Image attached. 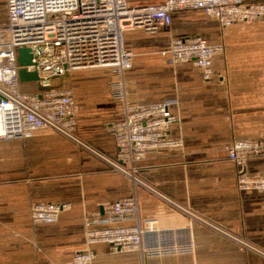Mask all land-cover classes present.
<instances>
[{"label": "crops", "instance_id": "crops-1", "mask_svg": "<svg viewBox=\"0 0 264 264\" xmlns=\"http://www.w3.org/2000/svg\"><path fill=\"white\" fill-rule=\"evenodd\" d=\"M4 5L0 24L7 19L6 0ZM193 36L224 46L212 57L208 78L192 63H174L162 54L172 37ZM124 44L132 53L125 72L132 98L142 104L172 102L176 121L170 135L182 138L183 150L148 153L136 175L152 190L142 185L134 190L128 176L88 148L108 157L116 153L110 127L120 105L109 92L111 68H83L72 84L67 81L72 71L55 76L53 87L72 91L75 132L85 146L49 129L0 139V264H65L84 248V217L134 192L142 218H155L161 228L190 227L195 244L192 255L152 257L145 264H264V191L238 189L237 168L224 151L233 139L264 136V15L222 27L204 11H178L158 32L127 29ZM244 170L264 175V156L248 157ZM36 202L69 208L53 223H33L29 207ZM92 250V264H141L137 252H116L105 242Z\"/></svg>", "mask_w": 264, "mask_h": 264}, {"label": "built area", "instance_id": "built-area-1", "mask_svg": "<svg viewBox=\"0 0 264 264\" xmlns=\"http://www.w3.org/2000/svg\"><path fill=\"white\" fill-rule=\"evenodd\" d=\"M6 6L7 19L0 24V139H22L49 129L85 146L75 132L77 106L72 91L53 87L52 80L65 72L109 67L110 96L120 105L119 118L110 127L116 153L108 157L87 147L115 171L128 176L134 190L137 185L152 190L137 177V163L160 149L182 151L183 140L170 135L176 121L172 102L142 104L132 98L125 79V72L132 67V53L124 44L125 31L140 28L158 32L169 27L173 13L185 10L204 11L222 27L264 15V0H163L142 5H130L127 0H6ZM21 47L30 51L31 63L23 67L37 72L36 81L19 79ZM223 52L222 44L193 36L172 37L162 54H168L174 63H192L208 78L212 57ZM23 84L35 88L24 90ZM224 151L225 158L237 168V188L264 191V175L244 170L248 157L264 156V136L233 139ZM68 208V203H31L29 216L33 223H53ZM97 242L107 243L116 252H137L141 264L152 257L192 255L195 248L190 227L161 228L155 218H142L135 192L103 205L102 213L84 217V248L65 264H92V245ZM241 245L249 248L244 242Z\"/></svg>", "mask_w": 264, "mask_h": 264}, {"label": "water", "instance_id": "water-1", "mask_svg": "<svg viewBox=\"0 0 264 264\" xmlns=\"http://www.w3.org/2000/svg\"><path fill=\"white\" fill-rule=\"evenodd\" d=\"M31 54L28 48L21 47L18 49L17 61L20 66L18 75L21 82L38 80L37 72H28L23 66L31 63Z\"/></svg>", "mask_w": 264, "mask_h": 264}, {"label": "rangeland", "instance_id": "rangeland-1", "mask_svg": "<svg viewBox=\"0 0 264 264\" xmlns=\"http://www.w3.org/2000/svg\"><path fill=\"white\" fill-rule=\"evenodd\" d=\"M5 16L6 15H5L4 0H0V22L4 21ZM83 70L84 69L72 71L71 75H70L69 79H67V81L70 82V84H72V82L75 81V78H77L79 75L83 74V72H84ZM103 77L105 78V80L107 78H109L108 73L103 74ZM64 83H66V81Z\"/></svg>", "mask_w": 264, "mask_h": 264}]
</instances>
